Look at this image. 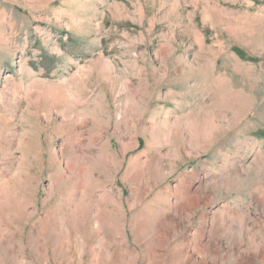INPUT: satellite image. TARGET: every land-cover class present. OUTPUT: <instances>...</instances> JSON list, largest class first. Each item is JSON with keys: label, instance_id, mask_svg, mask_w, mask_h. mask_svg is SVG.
I'll list each match as a JSON object with an SVG mask.
<instances>
[{"label": "rangeland", "instance_id": "rangeland-1", "mask_svg": "<svg viewBox=\"0 0 264 264\" xmlns=\"http://www.w3.org/2000/svg\"><path fill=\"white\" fill-rule=\"evenodd\" d=\"M2 193L0 264H264V0H0Z\"/></svg>", "mask_w": 264, "mask_h": 264}, {"label": "trees", "instance_id": "trees-1", "mask_svg": "<svg viewBox=\"0 0 264 264\" xmlns=\"http://www.w3.org/2000/svg\"><path fill=\"white\" fill-rule=\"evenodd\" d=\"M234 51L241 57V58H246V53L243 52L241 49L239 48H234Z\"/></svg>", "mask_w": 264, "mask_h": 264}, {"label": "bare ground", "instance_id": "bare-ground-1", "mask_svg": "<svg viewBox=\"0 0 264 264\" xmlns=\"http://www.w3.org/2000/svg\"><path fill=\"white\" fill-rule=\"evenodd\" d=\"M5 197H6V194H5V193H4V194L2 193V194L0 195V199H6Z\"/></svg>", "mask_w": 264, "mask_h": 264}]
</instances>
